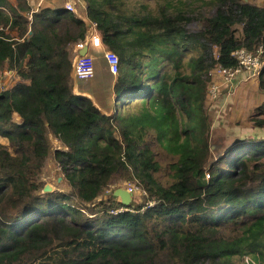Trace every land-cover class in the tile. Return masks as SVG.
Returning a JSON list of instances; mask_svg holds the SVG:
<instances>
[{"label": "trees", "instance_id": "trees-1", "mask_svg": "<svg viewBox=\"0 0 264 264\" xmlns=\"http://www.w3.org/2000/svg\"><path fill=\"white\" fill-rule=\"evenodd\" d=\"M77 2L119 59L117 74L107 67L111 114L71 89L70 46L86 23L64 5L0 0V69L19 77L0 81V264L57 241L73 245L56 264H264V138H236L214 157L204 108L210 71L264 45V5ZM258 82L264 90V67ZM51 155L67 191L38 180ZM117 179L144 201L98 198Z\"/></svg>", "mask_w": 264, "mask_h": 264}, {"label": "rangeland", "instance_id": "rangeland-1", "mask_svg": "<svg viewBox=\"0 0 264 264\" xmlns=\"http://www.w3.org/2000/svg\"><path fill=\"white\" fill-rule=\"evenodd\" d=\"M62 3H65L67 0H60ZM78 0H75V3ZM249 1L251 3L261 4L264 5V0H244ZM78 3H76V9H79ZM78 7V8H77ZM81 10V9H80ZM83 10V9H82ZM79 11V10H78ZM82 16V15H81ZM83 17V16H82ZM84 18V17H83ZM83 20V19H82ZM89 21V20H88ZM90 23V22H89ZM102 53V52H101ZM94 55V53H93ZM96 58L94 61L95 70L92 75L85 77V78H78L77 81L73 80V76L71 79L73 80L71 84V89L78 91L82 95H87L101 111L105 112L106 114H111L112 106L105 105L104 102L106 101L107 104L111 97V90L112 84L116 78L115 75H111L107 69V63L103 58L102 54L95 53ZM244 75L242 78V82L244 83L242 89L244 87L249 86V82H252L251 88L248 93L246 89L243 91V95L241 94L242 89L240 90V101H237L238 105H231L229 102L228 107L223 111L222 115H219L221 110L213 111L210 109L211 103L215 101L218 97H212L207 92V96L204 102V108L207 111L208 118L211 124L210 130V144H211V153L215 157L217 154L223 153L229 146L232 145L236 138H262L264 137V125H260L256 122L257 119L264 118V115L258 116L257 108L264 103V90L257 85L258 78L254 76H249L247 72H241ZM19 77L16 75L15 71L6 68L5 66L0 69V81L2 85L5 87H9L14 84ZM71 80V81H72ZM216 83L219 82L222 84L224 81L222 79H215ZM235 81V80H234ZM233 81V82H234ZM75 82V83H74ZM212 82V81H211ZM229 88H226V96H225V104L234 99L235 91H237L236 87L233 89L232 84L227 83ZM236 99V98H235ZM105 106H108L106 109ZM105 107V108H104ZM218 109V108H217ZM51 148L56 149L60 148V141L55 137H49ZM0 143L7 146L8 139L5 136H0ZM59 143V144H58ZM38 180L42 182L43 191L44 187H49L50 190H59V191H67L69 186L66 184L63 173L60 166L57 164L56 160L54 159L53 155L47 158L42 170L39 174ZM135 187V193H132V198L134 197L136 202H142L145 199L144 192L138 187L134 181L125 180V179H117V181L111 185L108 189H105L104 192L98 198H106L110 193L113 194V191L117 187L126 188V187ZM138 186V185H137ZM49 190V191H50ZM133 191V192H134ZM134 195V196H133ZM116 197V196H115ZM119 200V197H116ZM153 202V201H152ZM79 244H90V239L88 236L79 240ZM78 242L75 245H79ZM70 244H64L63 242H53L50 247L47 249L39 252L36 255H23L19 258L13 259L9 261L10 264H56L60 258H62L61 249L67 248Z\"/></svg>", "mask_w": 264, "mask_h": 264}, {"label": "built area", "instance_id": "built-area-1", "mask_svg": "<svg viewBox=\"0 0 264 264\" xmlns=\"http://www.w3.org/2000/svg\"><path fill=\"white\" fill-rule=\"evenodd\" d=\"M65 9L76 13V15L83 19L86 23L87 30L84 37L74 42L70 46V52L72 55V76L74 80L78 78H85L93 74L94 72V61L96 58L95 52L101 51L103 58L107 63L108 69L112 73L118 71L119 59L118 56L108 48H106L96 31V23L88 21L83 18L80 12L76 9L75 0H67L64 4ZM90 22V23H89ZM85 49L84 53L81 50ZM94 53V55H93ZM237 60L236 67H225L218 65L214 67L210 73V82L208 85V93L213 98L216 97L219 89V82L214 81L215 79H222L223 83H232L237 79V76L241 72L249 73V76L258 78L261 70L264 67V45H259L255 50H247L245 48H239L233 52ZM212 81V82H211ZM128 191L133 193L135 187H126Z\"/></svg>", "mask_w": 264, "mask_h": 264}, {"label": "crops", "instance_id": "crops-1", "mask_svg": "<svg viewBox=\"0 0 264 264\" xmlns=\"http://www.w3.org/2000/svg\"><path fill=\"white\" fill-rule=\"evenodd\" d=\"M27 2L35 10H37L40 7H51V8L59 7V8H61L65 4V3H62L60 0H27ZM79 11H80V14L84 18H86V16L84 15L85 14L84 7H83V10L81 9ZM95 53L102 54L101 51H96ZM242 78H244V75H242L241 73H239L238 76H237V79L234 82L231 83L232 84V88L234 89L236 87L237 91H235V94L233 96L234 99H231L230 101H228L226 103V107H224V104H225V96L227 94L225 92H226V88H229V87H228V84L227 83L219 84V89H218V93H217L218 97H217V99L215 101L211 102V103H214V104L211 105L210 109H213V107L215 106V108L213 109V111L214 112L215 111L218 112V110H221V112H219V115L224 118L225 116L222 115V113L228 107L229 102H231V105H238L237 104V101H240V90L242 89V87L244 85V83L242 82ZM73 80H72V82H73ZM252 82L253 81L249 82V86L248 87H244L242 89V91H241V94L242 95H243L244 89H246V92L247 93H248L249 90H252V89H250L251 88V85H252ZM257 85L259 86V82H257ZM75 90H76V88H75ZM75 90H73V91L75 93H78V91H75ZM262 138H264V137H262Z\"/></svg>", "mask_w": 264, "mask_h": 264}, {"label": "water", "instance_id": "water-1", "mask_svg": "<svg viewBox=\"0 0 264 264\" xmlns=\"http://www.w3.org/2000/svg\"><path fill=\"white\" fill-rule=\"evenodd\" d=\"M84 52H85V49L81 50V53H84ZM44 190H50V189L49 187L46 186L44 187ZM113 195L116 197H119V200L125 205L129 204L132 200V193L128 191L126 188L117 187L113 191Z\"/></svg>", "mask_w": 264, "mask_h": 264}]
</instances>
